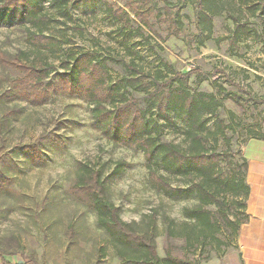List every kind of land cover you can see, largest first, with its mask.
I'll use <instances>...</instances> for the list:
<instances>
[{
  "label": "rangeland",
  "instance_id": "obj_1",
  "mask_svg": "<svg viewBox=\"0 0 264 264\" xmlns=\"http://www.w3.org/2000/svg\"><path fill=\"white\" fill-rule=\"evenodd\" d=\"M77 1L67 0L70 8L65 19L49 0L43 1V13L51 19L45 35L57 39L65 52L96 51L98 56L134 63L144 73L153 72L161 60L178 73H199L189 77L187 86L194 92L212 94L220 102L219 115L228 127L225 133L231 148L226 151L220 141L219 151H225L231 161L241 162L239 152L250 137L248 131L264 134V14L249 17L246 27L250 32L234 43L228 15L212 16L209 33L203 29L207 22L197 24L190 1L150 0L143 4L142 0H105L129 13L135 24L127 27L108 19L101 2L75 4ZM127 3L154 11L151 20L156 35L137 23ZM166 3L176 21L177 36L170 34L173 30L161 10ZM233 13L239 15L236 7ZM25 29L14 20H0V253L4 258L12 263L128 264L96 226L94 213L74 194L83 166L108 177L109 200L119 209L120 219L137 224L140 234L146 231L151 216L157 215L154 244L160 259L169 247L162 215L174 221L173 256L207 264L233 251L236 238L222 216L241 219L234 200L226 198L222 212L214 206L208 208L219 225L215 238L187 240L180 233L188 221L182 209L195 202L172 203L155 193L147 185L142 154L106 140L93 127L87 102L60 90L56 73L60 72L61 52L57 58L49 57L57 68L46 80L52 86L49 95L39 101L21 97L12 62H24L35 54ZM119 72L118 68L111 70L113 77ZM219 88L224 90L222 94ZM209 127L213 129V121ZM184 129L176 121L175 126L164 127L162 136L185 149ZM163 175L174 186L186 184Z\"/></svg>",
  "mask_w": 264,
  "mask_h": 264
},
{
  "label": "trees",
  "instance_id": "obj_2",
  "mask_svg": "<svg viewBox=\"0 0 264 264\" xmlns=\"http://www.w3.org/2000/svg\"><path fill=\"white\" fill-rule=\"evenodd\" d=\"M43 1L0 0V20H14L26 27L27 41L35 52L31 59L12 62L19 75L17 83L21 97L28 101H39L49 95L52 86L46 80L51 72L57 71L49 57L57 58L61 52L58 57L60 72L56 73L60 90L87 102L93 127L106 140L142 154L147 185L155 193L172 203L195 202L193 206L182 209L188 221L184 223L187 227L182 228L180 233L187 240L196 242L208 237L215 238L219 225L208 208L214 206L222 212L226 198L231 197L241 210V219L231 221L225 215L222 218L225 224L232 227V238H237L239 228L246 220V161L241 151L240 163L231 161L225 151H219L220 141L224 143L226 151L229 152L231 148V141L225 133L228 127L219 115L221 104L214 95L194 92L187 86L189 77L199 73H178L162 60L153 72L144 73L134 63L98 56L96 51L65 52L57 39L45 35L51 19L43 13ZM189 1L194 6L197 24L207 22L203 29H208L209 33L212 16L228 15L233 24L231 34L234 43L244 33L250 32L246 27L249 17L258 18L264 14V0H179L184 4ZM97 2L102 3L103 12L111 21L125 27L135 24L126 10L105 0H80L75 4L94 5ZM149 2L142 0L143 4ZM49 4L57 9L59 17L68 18L70 6L67 0H49ZM126 6L137 23L151 34H157L156 25L151 20L153 10L143 6L133 7L129 3ZM235 7L238 16L233 13ZM161 10L166 15L168 28L173 30L170 34L177 36L176 21L170 16L167 3ZM157 12L160 15V11ZM113 68L120 71L114 77L111 73ZM218 92L222 94L224 90L219 88ZM176 121L185 127V149L162 136L164 127L175 126ZM210 121H213V129L209 127ZM248 134V140H264V134L258 130H249ZM163 173L180 178L186 184L183 187L174 186ZM107 179L99 171L83 166L73 191L77 200L94 213L96 226L118 248L122 260L128 264H199L172 255L170 238L174 235L175 226L174 221L165 215H162L161 221L169 247L164 258L160 259L154 244L157 215L151 216L146 231L141 234L136 230L137 224L123 222L119 209L107 196ZM0 264L39 263L35 260L12 263L0 253Z\"/></svg>",
  "mask_w": 264,
  "mask_h": 264
},
{
  "label": "crops",
  "instance_id": "obj_3",
  "mask_svg": "<svg viewBox=\"0 0 264 264\" xmlns=\"http://www.w3.org/2000/svg\"><path fill=\"white\" fill-rule=\"evenodd\" d=\"M241 153L246 161V220L234 250L207 264H264V140L246 141Z\"/></svg>",
  "mask_w": 264,
  "mask_h": 264
}]
</instances>
